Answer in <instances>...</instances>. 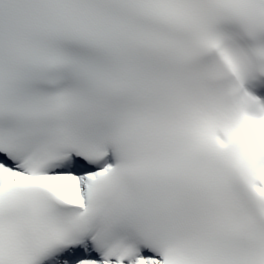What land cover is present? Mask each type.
Returning <instances> with one entry per match:
<instances>
[{"label": "snow or ice", "instance_id": "6c2138e0", "mask_svg": "<svg viewBox=\"0 0 264 264\" xmlns=\"http://www.w3.org/2000/svg\"><path fill=\"white\" fill-rule=\"evenodd\" d=\"M0 264H264V0H0Z\"/></svg>", "mask_w": 264, "mask_h": 264}]
</instances>
